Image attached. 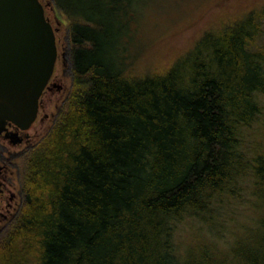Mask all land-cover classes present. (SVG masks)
<instances>
[{
    "label": "trees",
    "instance_id": "trees-1",
    "mask_svg": "<svg viewBox=\"0 0 264 264\" xmlns=\"http://www.w3.org/2000/svg\"><path fill=\"white\" fill-rule=\"evenodd\" d=\"M49 1L67 23L73 87L27 161L0 264H264L258 208L230 242L219 231L241 192L264 202V47H251L264 13L132 78L121 55L136 0ZM183 224L208 239L178 244Z\"/></svg>",
    "mask_w": 264,
    "mask_h": 264
},
{
    "label": "rangeland",
    "instance_id": "rangeland-1",
    "mask_svg": "<svg viewBox=\"0 0 264 264\" xmlns=\"http://www.w3.org/2000/svg\"><path fill=\"white\" fill-rule=\"evenodd\" d=\"M39 1L52 27L59 30L61 44L67 46V23L53 10L49 0ZM130 11L135 16L126 39H122V46L127 43L121 58L126 66L125 75L140 78L162 74L192 49L205 32L229 27L251 13H264V0H136V5ZM261 19V35L251 46L254 49L264 47V18ZM62 52L67 53L66 50ZM65 109L66 104L61 114ZM262 119L264 121V116ZM257 131L261 138V152L264 153V126L257 128ZM25 174L26 171L23 176ZM231 203L220 216L222 227L219 231L222 240L227 243L232 233L237 232V226L248 225V219L254 220V209H259L258 219L264 218V202H258L247 192H241L240 197ZM189 225L179 227L176 237L178 244L189 245L192 232L200 240L208 239L200 225Z\"/></svg>",
    "mask_w": 264,
    "mask_h": 264
},
{
    "label": "water",
    "instance_id": "water-1",
    "mask_svg": "<svg viewBox=\"0 0 264 264\" xmlns=\"http://www.w3.org/2000/svg\"><path fill=\"white\" fill-rule=\"evenodd\" d=\"M57 58L55 29L39 0H0V130L25 128Z\"/></svg>",
    "mask_w": 264,
    "mask_h": 264
},
{
    "label": "flooded vegetation",
    "instance_id": "flooded-vegetation-1",
    "mask_svg": "<svg viewBox=\"0 0 264 264\" xmlns=\"http://www.w3.org/2000/svg\"><path fill=\"white\" fill-rule=\"evenodd\" d=\"M58 32L56 29V62L38 99L34 121L25 128L6 121L0 130V243L5 241L22 210L23 172L27 161L58 121L72 91L74 75L70 47L69 43L67 46L61 44Z\"/></svg>",
    "mask_w": 264,
    "mask_h": 264
}]
</instances>
